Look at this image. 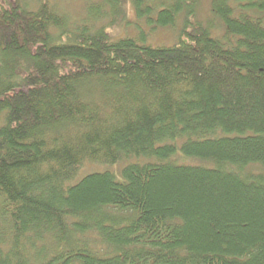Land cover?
<instances>
[{
  "label": "trees",
  "instance_id": "trees-1",
  "mask_svg": "<svg viewBox=\"0 0 264 264\" xmlns=\"http://www.w3.org/2000/svg\"><path fill=\"white\" fill-rule=\"evenodd\" d=\"M197 1L0 0V264H264V0Z\"/></svg>",
  "mask_w": 264,
  "mask_h": 264
},
{
  "label": "rangeland",
  "instance_id": "rangeland-1",
  "mask_svg": "<svg viewBox=\"0 0 264 264\" xmlns=\"http://www.w3.org/2000/svg\"><path fill=\"white\" fill-rule=\"evenodd\" d=\"M29 6V9H35L38 5L44 0H26ZM52 4H54L57 9L66 14L71 22L78 23L80 20L85 18V7L88 0H45ZM89 1H97V0H89ZM231 3L237 13V0H231ZM194 11V15L190 16L193 19L191 20L192 26L197 27L196 21L202 22L205 24L207 21L211 20L214 22L215 30L222 35L224 33V29H222L221 22L216 16L212 14V7H211V0H198L196 3H193L192 7L188 6L186 12L188 14L189 9ZM191 13V12H189ZM263 14V13H262ZM123 16L119 17L116 16L115 22L113 19H109V16H103L98 20L96 23L97 25L103 24L109 25V31L113 38L125 37V36H138L140 30H146L147 33V43L158 46V45H168L176 43L180 40L181 30L185 25V19L183 18L182 22V15L178 17L179 19L176 21L177 23L174 27L168 26L165 28L162 27H154L152 31L148 30V25L146 24L144 19L139 18L138 14L132 3H125L123 7ZM186 15V14H185ZM91 24V23H90ZM145 32V31H144ZM186 161L197 162L201 164H211V162L207 160H202L199 158H188ZM107 168H113L110 164H93L87 163L82 167L81 174L92 170H102ZM249 171L254 173H263L264 174V166L260 164H252L247 167Z\"/></svg>",
  "mask_w": 264,
  "mask_h": 264
}]
</instances>
